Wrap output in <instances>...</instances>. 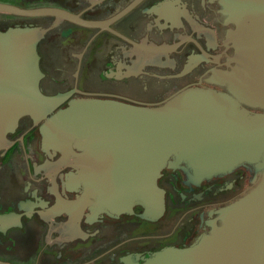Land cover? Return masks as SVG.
Listing matches in <instances>:
<instances>
[{
  "label": "flooded vegetation",
  "instance_id": "1",
  "mask_svg": "<svg viewBox=\"0 0 264 264\" xmlns=\"http://www.w3.org/2000/svg\"><path fill=\"white\" fill-rule=\"evenodd\" d=\"M0 4L57 13H0V33L37 30L38 88L48 97L68 95L44 120L22 116L0 137V264H144L164 249L196 244L220 225V209L256 187L260 174L252 165L199 179L180 164L165 167L157 180L160 217L144 218L136 203L117 212L80 176V153L46 147L40 132L46 119L78 99L155 106L189 88L228 93L217 76L235 66V26L221 0Z\"/></svg>",
  "mask_w": 264,
  "mask_h": 264
},
{
  "label": "water",
  "instance_id": "2",
  "mask_svg": "<svg viewBox=\"0 0 264 264\" xmlns=\"http://www.w3.org/2000/svg\"><path fill=\"white\" fill-rule=\"evenodd\" d=\"M221 5L235 26V66L217 76L228 93L189 88L155 106L78 99L40 128L46 147L80 153V176L91 180L101 204L122 213L136 203L147 219L164 211L157 180L165 167L184 164L199 179L243 164L259 172L254 189L218 211L220 225L208 235L189 248L157 252L144 264H264V0ZM0 13L57 14L1 4ZM38 35L28 28L0 33V137L22 116L44 120L68 96L48 97L38 88Z\"/></svg>",
  "mask_w": 264,
  "mask_h": 264
}]
</instances>
